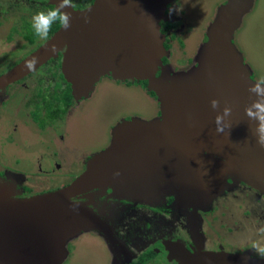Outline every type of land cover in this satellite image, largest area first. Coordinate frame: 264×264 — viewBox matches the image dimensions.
Segmentation results:
<instances>
[{
  "label": "water",
  "instance_id": "obj_1",
  "mask_svg": "<svg viewBox=\"0 0 264 264\" xmlns=\"http://www.w3.org/2000/svg\"><path fill=\"white\" fill-rule=\"evenodd\" d=\"M174 2L94 0L84 8L64 9L72 13L71 28L60 26L0 75L1 90L63 51L62 70L75 99L89 96L103 76L112 75L147 81L160 104L158 116L116 124L109 146L64 188L20 199L15 186L0 180V264H62L68 240L90 219L72 198L96 187L145 202L173 196L182 206H205L228 176L264 192V148L256 142V122L245 115L256 99L248 88L257 80L234 41L256 0L221 4L196 63L180 70L163 61L170 51L161 21L169 18ZM57 3L49 0L54 7ZM33 58L37 63L29 70L25 64ZM212 99L220 101L218 110L211 108ZM226 104L232 108L231 128L217 133L214 119Z\"/></svg>",
  "mask_w": 264,
  "mask_h": 264
},
{
  "label": "flooded vegetation",
  "instance_id": "obj_2",
  "mask_svg": "<svg viewBox=\"0 0 264 264\" xmlns=\"http://www.w3.org/2000/svg\"><path fill=\"white\" fill-rule=\"evenodd\" d=\"M6 1L0 0V32H8L0 36V43L14 49L0 53L5 66L0 75L54 34L46 40L24 36L23 27L28 25L23 16L28 10L23 13L22 3L26 0H11L18 5L10 6ZM77 2L73 0L74 5ZM174 5L175 2L168 6L169 18L161 21L165 46L170 51L163 61L173 68L187 69L196 63L197 51L207 40V28L193 55L175 66L172 61H179L176 46L183 49L188 44L181 34L186 31L190 37L193 33L198 36V32ZM14 11L18 17L21 15L19 22L6 25L2 18ZM9 56L14 58L5 63ZM62 59L63 51L0 90V180L15 186L16 198L70 185L86 170L90 158L109 146L116 124L133 117L126 114L109 125L105 123L108 130L105 143L99 140L100 122L97 121L94 133L89 131L95 128L96 109L86 106L84 111L83 103L92 99L103 80L140 86L157 100L143 86V81L118 80L112 75L103 76L89 96L77 100L65 79ZM15 98L19 103L11 109L10 103ZM85 113L92 115L84 118ZM158 115L159 103L153 117ZM25 160L28 165L23 164ZM72 200L85 209L90 219L87 228L68 240V254L62 264H264V258L252 250L254 242L264 245V192L233 176H228L216 194L208 196L205 206H182L173 196L145 202L120 196L111 187H96Z\"/></svg>",
  "mask_w": 264,
  "mask_h": 264
},
{
  "label": "rangeland",
  "instance_id": "obj_3",
  "mask_svg": "<svg viewBox=\"0 0 264 264\" xmlns=\"http://www.w3.org/2000/svg\"><path fill=\"white\" fill-rule=\"evenodd\" d=\"M222 2L223 0H175L174 6L178 13L182 15L187 22L189 21L188 23L191 22L198 32V36L193 33L190 37L187 36L186 31L181 34L182 37L186 38L188 44L186 48L183 49L179 47V45L176 46L175 56L179 57V61L178 63L172 61L175 66L178 64L182 65L179 62H186L187 57L192 56L196 51L202 33L205 32L208 24L216 14L215 11L217 12ZM25 4L29 3L26 2ZM18 12H20V14L22 13V11ZM17 15L15 11L13 15L9 12L5 14L2 19L5 20L6 25H15L19 22L21 16L18 17ZM4 27L5 26H3V28ZM7 32V30L1 31L0 36L4 37ZM18 39L20 41L22 40L19 37ZM234 41L244 54L246 62L252 67L254 72L253 78L257 81L264 79V0H256L253 9L244 17L242 25L236 31ZM11 45L19 46L18 43H11ZM11 49L14 48L12 46H4L0 43V53L5 51L9 52ZM184 50H186L187 53H184ZM8 58H10V56ZM13 58L14 57L4 61L7 63ZM174 69L179 70L178 68ZM4 70V62L0 60V73ZM97 88L92 99H89V101L87 100V102L84 101L83 109L84 111L87 110L86 106L90 107L89 109L91 110L96 109L97 120H93L95 128L89 131L94 133L95 129L98 127L97 121L100 122V127H98L101 130L99 137L100 142L103 141V143H105L108 138V133H106L108 130H105L106 125L115 122L121 116L131 114L133 116H140L148 119L153 117L158 110L159 102L154 97L148 96L146 91L140 86L129 87L125 84L105 79L98 84ZM18 103L19 100L15 98V100L10 103V107L12 106L11 109ZM83 115L84 118H90L92 113L88 115L85 113ZM105 123L108 124L105 125ZM108 127L109 126H107V129ZM23 164L28 165V162L25 160Z\"/></svg>",
  "mask_w": 264,
  "mask_h": 264
},
{
  "label": "clouds",
  "instance_id": "obj_4",
  "mask_svg": "<svg viewBox=\"0 0 264 264\" xmlns=\"http://www.w3.org/2000/svg\"><path fill=\"white\" fill-rule=\"evenodd\" d=\"M73 0H58L55 8L48 12H39L33 16L32 26L37 36L42 39L48 38V33L51 30L53 23L59 21L64 30L71 28L72 13L64 11L67 8H74ZM171 11V10H170ZM85 23L89 22L88 17H84ZM54 50V49H53ZM37 63V60L26 62L25 67L32 70ZM248 91L256 96V99L245 108V115L250 121L256 122L254 128V134L256 136V142L259 147L264 148V79H261L249 86ZM211 108L218 110L220 108V101L212 99L210 101ZM232 114V108L226 104L222 109V114L218 112L215 116L214 123L216 125L217 133H224L225 129H230L231 124L227 121V118ZM119 175V173H116ZM252 250L258 256L264 258V245L258 242L252 244Z\"/></svg>",
  "mask_w": 264,
  "mask_h": 264
},
{
  "label": "trees",
  "instance_id": "obj_5",
  "mask_svg": "<svg viewBox=\"0 0 264 264\" xmlns=\"http://www.w3.org/2000/svg\"><path fill=\"white\" fill-rule=\"evenodd\" d=\"M94 0H78L77 3H75V6L78 7V8H83V7H86L88 5H90ZM26 2H28L29 4H25ZM11 5H15L18 3H15L14 1H9L8 2L6 1V5L7 6H10ZM22 5H25L23 6V10H28L26 14H24L23 16V20H27V25L28 26H24L23 27V34L24 36L28 37L30 40H34L35 37H37L36 33H35V30L32 26V23H33V16H35L37 13L43 11V12H48L52 9H54V5L52 4H48L47 3V0H44V2H37V0H26L24 1V3H22ZM31 18V19H29ZM60 23L59 21H57L56 23H53L52 27H51V30L49 31L48 33V37L51 36L54 32H56L59 28H60ZM27 31V33H25ZM254 77V76H253ZM143 86L145 88H147V81H143L142 82ZM151 95H154L155 96V93L154 92H150Z\"/></svg>",
  "mask_w": 264,
  "mask_h": 264
}]
</instances>
